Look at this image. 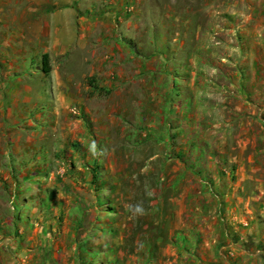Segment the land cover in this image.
Returning a JSON list of instances; mask_svg holds the SVG:
<instances>
[{"label":"rangeland","instance_id":"1","mask_svg":"<svg viewBox=\"0 0 264 264\" xmlns=\"http://www.w3.org/2000/svg\"><path fill=\"white\" fill-rule=\"evenodd\" d=\"M116 1L74 4L107 13L108 26ZM145 3L152 9L143 5L135 21L137 57L162 56L174 83L176 58L206 66L231 60L221 70L234 79L231 101L223 93L202 102L181 83L165 127L142 120L141 97L129 95L139 87L98 89L92 102L83 92L91 115L77 125H25L18 159L0 153L3 264H264V57L256 44L264 42V0ZM246 45L258 65L241 60ZM104 51L96 50L106 61ZM90 64L75 65L86 86ZM209 70L197 72L207 84Z\"/></svg>","mask_w":264,"mask_h":264},{"label":"crops","instance_id":"2","mask_svg":"<svg viewBox=\"0 0 264 264\" xmlns=\"http://www.w3.org/2000/svg\"><path fill=\"white\" fill-rule=\"evenodd\" d=\"M117 1L114 2L117 5L114 11L109 14L111 24L107 26L102 21L107 13L102 14L98 9L81 12L75 8L76 0H0L1 154L10 153L12 160L18 159L19 149L23 148L18 133L25 125L45 122L52 128L59 127L60 123L69 127L78 123L82 114L91 115L89 101L97 98L98 89L117 88L123 93L126 88L139 87L137 92H129V95L141 97L138 105L144 107V113L143 119L140 118L146 125L159 120L165 127L168 126L164 123L170 109L178 108L172 98L184 94L183 88H178L183 85L181 83L187 85V92L197 99L205 96L218 100V96L225 93L224 100L231 101L234 79L230 72L221 71L223 63L231 64V60L221 58L220 63L206 66V63L195 60L190 63L176 58L172 69L175 83L170 81L169 62H165L162 56L160 60L159 55L153 53L137 57L140 44L135 21L142 15L143 5L148 12L152 7L145 3L146 0ZM89 17L97 19L90 23ZM90 33L94 35V41L87 40ZM256 44L261 48V58L264 57L261 37L257 38ZM101 49L102 52L106 50V61L100 58L102 53L96 52ZM253 49L254 46L246 45L243 56L240 55L248 65L258 59ZM229 51L233 55L234 49ZM77 61L81 67L91 62L90 85L86 86L83 80L77 81ZM255 64L258 65L259 61L256 60ZM207 67L210 69L208 84L204 83L206 77L201 80L203 77L197 75L199 70L205 72ZM188 69L191 70L190 82L185 78ZM255 74L252 72L250 79H259ZM80 76L81 79L86 77L84 73ZM92 76L100 80L94 83ZM219 82L224 83L222 88L217 85ZM84 91H89L90 99L83 95ZM153 98L159 99L160 111ZM94 113L97 117V109ZM211 127L209 123L208 128ZM0 255L3 256V251ZM0 264H3L2 259Z\"/></svg>","mask_w":264,"mask_h":264},{"label":"clouds","instance_id":"3","mask_svg":"<svg viewBox=\"0 0 264 264\" xmlns=\"http://www.w3.org/2000/svg\"><path fill=\"white\" fill-rule=\"evenodd\" d=\"M95 144L93 143V145L91 146V151L93 152V154H95ZM133 212L134 214H137V215H142L144 213V209L141 205H136L133 207Z\"/></svg>","mask_w":264,"mask_h":264},{"label":"trees","instance_id":"4","mask_svg":"<svg viewBox=\"0 0 264 264\" xmlns=\"http://www.w3.org/2000/svg\"><path fill=\"white\" fill-rule=\"evenodd\" d=\"M95 181V175L92 174V183Z\"/></svg>","mask_w":264,"mask_h":264}]
</instances>
